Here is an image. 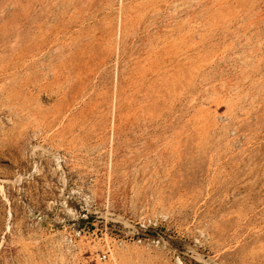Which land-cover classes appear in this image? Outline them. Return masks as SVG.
<instances>
[{
    "label": "rangeland",
    "instance_id": "rangeland-1",
    "mask_svg": "<svg viewBox=\"0 0 264 264\" xmlns=\"http://www.w3.org/2000/svg\"><path fill=\"white\" fill-rule=\"evenodd\" d=\"M0 264H264V0H0Z\"/></svg>",
    "mask_w": 264,
    "mask_h": 264
},
{
    "label": "built area",
    "instance_id": "built-area-1",
    "mask_svg": "<svg viewBox=\"0 0 264 264\" xmlns=\"http://www.w3.org/2000/svg\"><path fill=\"white\" fill-rule=\"evenodd\" d=\"M84 200L88 208H92L94 206L95 201L90 191H87ZM159 227L160 224L157 218H147L146 220L138 222L134 230L126 233V236L128 240H135L137 243L142 242V240H150L151 243L158 245L159 243L164 242L163 237L156 232ZM120 244H122V242H120ZM109 253L110 252L108 250L102 252L99 256L100 261L105 262L107 259H109Z\"/></svg>",
    "mask_w": 264,
    "mask_h": 264
},
{
    "label": "bare ground",
    "instance_id": "bare-ground-1",
    "mask_svg": "<svg viewBox=\"0 0 264 264\" xmlns=\"http://www.w3.org/2000/svg\"><path fill=\"white\" fill-rule=\"evenodd\" d=\"M116 262V261H115Z\"/></svg>",
    "mask_w": 264,
    "mask_h": 264
}]
</instances>
